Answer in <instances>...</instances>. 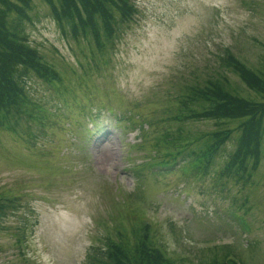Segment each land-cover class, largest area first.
<instances>
[{
	"label": "rangeland",
	"instance_id": "1",
	"mask_svg": "<svg viewBox=\"0 0 264 264\" xmlns=\"http://www.w3.org/2000/svg\"><path fill=\"white\" fill-rule=\"evenodd\" d=\"M132 1L133 20L100 51L63 35L48 6L33 0L28 41L61 80L26 79L39 113L0 130V193L17 198L0 217V264H86L108 239L132 241L140 217L174 264H209L227 252L264 264V135L247 181L218 174L233 140L207 175L187 155H168L189 141L197 151L194 138L217 128L172 118L177 97L206 75L224 72L239 96L264 102L220 67L227 53L262 68L264 0Z\"/></svg>",
	"mask_w": 264,
	"mask_h": 264
},
{
	"label": "trees",
	"instance_id": "2",
	"mask_svg": "<svg viewBox=\"0 0 264 264\" xmlns=\"http://www.w3.org/2000/svg\"><path fill=\"white\" fill-rule=\"evenodd\" d=\"M42 1L63 35L74 41L84 39L100 51L114 43L120 27L132 21L137 12L132 0ZM33 8V0H0V130L16 128L22 113L28 114L29 110L39 113L41 107L31 100L24 87L26 79L35 77L45 83L61 80L28 41L25 27L31 21L29 14ZM94 57L91 54V58ZM220 61L221 68L236 74L247 89L264 99V63L260 70L254 71L227 53ZM231 87L227 75L217 71L206 75L202 84L189 85L177 97L174 121L182 125L188 120H208L217 128L194 138L201 143L197 151L190 150L193 141H189L180 151L173 150L168 155L172 158L179 154L191 156V164L196 168L203 164L197 170L207 175L215 160L225 153V144L233 140L234 150L228 154L218 174L221 178L247 181L262 157L264 102L243 98ZM232 123L237 126L230 128L228 125ZM181 131L180 126L177 133ZM233 132L238 134L231 139ZM190 138L187 136L186 140ZM16 200L11 194L0 193V217L15 209ZM131 231L132 241L125 239L124 233L119 235L120 241L108 239L101 251L88 254L86 264H174L166 249L156 242L152 224L145 218L136 219ZM209 264L240 263L227 252L221 261L213 260Z\"/></svg>",
	"mask_w": 264,
	"mask_h": 264
},
{
	"label": "bare ground",
	"instance_id": "3",
	"mask_svg": "<svg viewBox=\"0 0 264 264\" xmlns=\"http://www.w3.org/2000/svg\"><path fill=\"white\" fill-rule=\"evenodd\" d=\"M111 149V148H110Z\"/></svg>",
	"mask_w": 264,
	"mask_h": 264
}]
</instances>
